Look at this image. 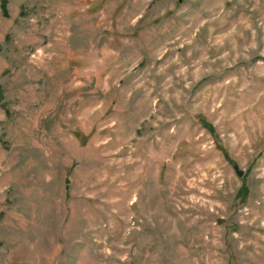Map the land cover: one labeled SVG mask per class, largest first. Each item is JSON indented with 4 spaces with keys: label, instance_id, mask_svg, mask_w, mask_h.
<instances>
[{
    "label": "rangeland",
    "instance_id": "obj_1",
    "mask_svg": "<svg viewBox=\"0 0 264 264\" xmlns=\"http://www.w3.org/2000/svg\"><path fill=\"white\" fill-rule=\"evenodd\" d=\"M0 88V264H264V0H7Z\"/></svg>",
    "mask_w": 264,
    "mask_h": 264
},
{
    "label": "trees",
    "instance_id": "obj_2",
    "mask_svg": "<svg viewBox=\"0 0 264 264\" xmlns=\"http://www.w3.org/2000/svg\"><path fill=\"white\" fill-rule=\"evenodd\" d=\"M6 5H7V0H0V7L2 9H5L6 8ZM0 97H2V91H1V88H0ZM244 186L245 184L243 183L242 184V189L241 190H244ZM241 192V191H240Z\"/></svg>",
    "mask_w": 264,
    "mask_h": 264
}]
</instances>
